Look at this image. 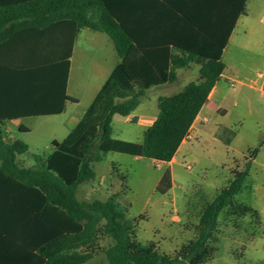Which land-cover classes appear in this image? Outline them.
Returning a JSON list of instances; mask_svg holds the SVG:
<instances>
[{
	"label": "trees",
	"instance_id": "1",
	"mask_svg": "<svg viewBox=\"0 0 264 264\" xmlns=\"http://www.w3.org/2000/svg\"><path fill=\"white\" fill-rule=\"evenodd\" d=\"M140 1L0 0V42L18 30L66 20L105 32L120 56L78 124L63 140L52 141L46 157L34 153L35 165L19 162L18 155L28 151V144L9 141L0 128V264H86L101 253L106 264H206L214 250L211 241L216 239L219 217L258 212L237 201L249 176L247 163L204 206L197 235L170 255L160 253L155 241L139 240L137 222L116 195L106 200L77 198V186L95 177L94 164L109 152L172 160L226 69L223 52L239 16L246 13L248 0H219L216 6L202 0L193 4ZM136 12L155 16L146 27L154 25L159 34L149 47L136 34ZM69 56L49 67L57 79L56 108L26 107L30 86L25 82L41 75L42 68L0 65V125L27 113L58 114L67 100H75L66 91ZM194 62L202 64L201 80L159 97V113L145 129L143 141L113 137L115 114L133 113L148 90L177 80V69ZM259 151L253 149L254 158ZM170 188L167 170L158 189L166 193ZM107 239L110 242L103 244Z\"/></svg>",
	"mask_w": 264,
	"mask_h": 264
},
{
	"label": "rangeland",
	"instance_id": "2",
	"mask_svg": "<svg viewBox=\"0 0 264 264\" xmlns=\"http://www.w3.org/2000/svg\"><path fill=\"white\" fill-rule=\"evenodd\" d=\"M86 33L78 40L76 60V80L82 82L95 79V68L101 59H106V65L117 59L114 44L107 34L89 37ZM223 61L226 69L218 83L219 109L209 112V120L198 137L187 138L183 144L177 162L171 166L172 188L166 193L158 189L167 164L158 166L150 158L109 152L96 164L97 177L79 185V189L91 184L103 189L84 198L79 192L78 197L104 200L117 195L128 216L137 222L139 240L143 244L155 241L160 253L175 255L197 235L204 206L231 181L235 170H242L250 163L249 176L237 201L249 204L258 212L239 217L221 215L216 239L211 241L214 250L206 264H257L258 256H264V217L261 220L258 214L264 216V94L259 89L262 78H258L259 73L264 77V0H248L246 14L241 16L229 39ZM256 79L258 83H254ZM88 82L79 87L83 89ZM186 82L181 78L168 85V89L166 85L150 89L134 114L144 110L147 103L157 109V96L177 92ZM88 93L91 91L87 90L86 95ZM82 96L81 106L85 104ZM72 107L71 104L69 109ZM65 118L66 114L28 117L24 123L30 131L15 128V138L29 145V150L20 155L22 165H35L34 153L48 155L52 138H64ZM117 119L123 118L117 115ZM217 125L219 130L215 131ZM113 137L141 142L144 131L136 125L114 122ZM256 147L260 151L254 158L252 151ZM109 242L107 239L103 244ZM106 262L105 254L101 253L86 264Z\"/></svg>",
	"mask_w": 264,
	"mask_h": 264
},
{
	"label": "crops",
	"instance_id": "3",
	"mask_svg": "<svg viewBox=\"0 0 264 264\" xmlns=\"http://www.w3.org/2000/svg\"><path fill=\"white\" fill-rule=\"evenodd\" d=\"M165 1L167 2H181L182 1L183 3L193 4L201 0H165ZM208 1L215 6L218 5L219 3V0H202V3L205 4ZM140 2L147 3V2H156V1L155 0H141ZM245 14H242V15H245ZM242 15L239 16L237 23L235 25V28L239 20L241 19ZM135 18L137 21L136 34L141 38L142 41H145V43L143 44L149 47V45L153 43L155 39L158 38V34H159L158 30L154 27V25L151 28L146 27V24L148 21L156 20L155 16L152 13L150 15V18H151L150 19L144 14V12H136ZM235 28L233 29V31L235 30ZM233 31L231 33V36L233 34ZM83 32H87L86 34H88L89 37L90 36L94 37L95 34H97L96 37H101L102 33L106 34L105 32H102L99 30H93L88 27H78L74 25L73 23H70L69 21L63 20V21H58V22L49 24L48 26L41 28V29L27 27L25 29L18 30L13 35L6 37L4 40L0 42V65L1 66H5L11 69H27V70H32L35 68H42L41 69L42 71L40 73L41 75L36 77V79H32L30 81L25 82L26 85L30 86V89L27 90L28 92L25 93V97L30 100V103L26 104V107L33 108L34 105H36L35 107L38 106V107H44V108H56L58 106L59 100H58V91H57V79L56 77L54 78L52 71L51 69H49V67L50 65H53L54 63L62 61L68 55H70L69 56L70 70H69V76L67 80L66 91L70 97L75 99V100H67L65 104V108L63 109L61 113H58V114H54V112H44L42 114L27 113V116L17 118V119H12V120L7 121L4 125H0V128L4 132L6 139H8L9 141L16 140L15 135H14L15 128H18L20 131H23V132L30 131V128L24 123V119L28 117H56V116H61V115L66 114V118L63 121V125L65 126L67 132L64 138L81 120L82 116L84 115L87 108L89 107V105L91 104V102L93 101V99L95 98L99 90L101 89L102 85L108 79V77L110 76L111 72L113 71L117 63L120 61V56L118 55L117 50L114 45V48L117 54L116 61L113 64L108 62L107 65H106L105 58L98 61L97 67L95 68V75H94L95 79L87 80V82L89 81L88 86H84L83 89L80 88L82 87L81 85H85L87 83V82L76 80V69H77L76 60L79 55L78 40ZM107 36L109 37L108 34ZM91 39L93 40V38ZM201 67H202L201 63L194 62L185 68L177 69V80L183 78L185 81H187L186 84L191 81H195V82L200 81L201 80V77H200ZM260 74L262 73L258 74V78H262V81H261L259 89L262 91V88L264 85V77H260ZM223 76H224V73L221 75L220 78H222ZM177 80L173 82L165 83L164 85L167 86L166 89L169 88L168 85L176 82ZM218 83H219V80L217 81L213 89L211 90L207 100L205 101L194 123L192 124L188 135L186 136V138L183 140V142L179 146V149L177 150L172 160L169 162H166V161L152 159V161L158 166L162 164L168 165V168L165 170V172L167 170L170 171L171 188L174 185V175H173L171 166L175 161L177 162V157L179 156V151L183 147V144L187 142V138H192L196 136L198 137V133L201 131L202 126H205L209 120V112L212 110L219 109ZM254 83H258V79H256ZM7 84H10V86L11 84H14L13 86L17 85L16 82H7ZM89 86L91 89L89 88ZM156 87H160V86H156ZM156 87H153V88H156ZM87 90L91 91V93H88V95H86ZM80 91L82 92L80 93ZM173 93H176V92H172L166 95H170ZM82 95H84L85 97V104L83 106L80 105L83 100ZM145 97L146 96H144L141 99V102ZM159 97L160 96H157V100L155 103L156 105L155 107L157 109H154V104L147 103L146 108L140 111V113L138 114H134V112L127 116L115 114L113 116V128H114V122H122L123 124L128 125V126L136 125L140 127L141 129H143V131H145V129L156 120V117L159 113V108H158ZM71 104L73 105V107L69 109V106ZM117 115L122 116L123 119L122 120L117 119ZM218 130H219V126L217 125L215 127V131H218ZM53 140H59V139L52 138L51 144ZM20 155H18V159H21ZM46 156L47 155H44V157ZM135 157H138V156H135ZM97 163H101V162H97ZM97 163L94 164L95 172H96ZM96 177H97V172L95 174V177L91 180H94ZM91 180H88V181H91ZM84 182H87V181H84ZM79 185L77 186V189H76V195L79 200H81L78 197L79 192L84 198V197H91V195H96L97 193L100 192L101 189H103L102 186L97 187L92 184L84 186L83 188L79 189ZM105 190L109 191L107 187L105 188ZM93 200H96V199H93ZM93 200H81V201H93ZM259 214L262 220L264 217L262 215L263 213L259 212ZM157 246H158V243H157ZM258 257L259 258H258L257 264H264V256L260 255Z\"/></svg>",
	"mask_w": 264,
	"mask_h": 264
},
{
	"label": "built area",
	"instance_id": "4",
	"mask_svg": "<svg viewBox=\"0 0 264 264\" xmlns=\"http://www.w3.org/2000/svg\"><path fill=\"white\" fill-rule=\"evenodd\" d=\"M262 76V74H260V77ZM262 92L264 94V85H263V88H262ZM190 167V166H189Z\"/></svg>",
	"mask_w": 264,
	"mask_h": 264
}]
</instances>
